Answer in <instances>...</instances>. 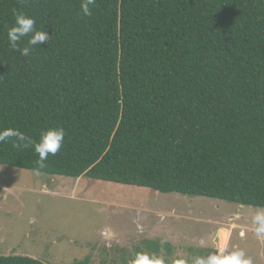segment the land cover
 I'll return each instance as SVG.
<instances>
[{"label": "trees", "instance_id": "1", "mask_svg": "<svg viewBox=\"0 0 264 264\" xmlns=\"http://www.w3.org/2000/svg\"><path fill=\"white\" fill-rule=\"evenodd\" d=\"M80 5L0 0V128L38 139L62 126L50 176L264 208V0H97L91 16ZM13 10L52 35L28 57L7 39ZM37 159L0 144L2 165Z\"/></svg>", "mask_w": 264, "mask_h": 264}, {"label": "rangeland", "instance_id": "2", "mask_svg": "<svg viewBox=\"0 0 264 264\" xmlns=\"http://www.w3.org/2000/svg\"><path fill=\"white\" fill-rule=\"evenodd\" d=\"M257 210L86 176H36L34 170L0 164V256L48 264H129L134 252L145 251L164 264L181 258L190 264L214 249L217 228L239 212L234 223L249 231L242 238L234 228L230 248L264 264V240L251 230Z\"/></svg>", "mask_w": 264, "mask_h": 264}, {"label": "clouds", "instance_id": "3", "mask_svg": "<svg viewBox=\"0 0 264 264\" xmlns=\"http://www.w3.org/2000/svg\"><path fill=\"white\" fill-rule=\"evenodd\" d=\"M97 0H81V12L83 16H91L92 8ZM14 24L7 30V39L11 49L19 52L24 57L30 56L32 50L43 43H48L52 35L46 29L37 28L34 17L21 10H13ZM27 38V45L21 47ZM66 132L62 126H53L41 129L38 139L26 135L18 128H0V144L11 141L12 147L20 150L25 148L34 149L38 159L35 161L37 167L34 169L36 176L41 175V169L46 167L49 156H55L60 152ZM47 189H45L46 191ZM240 213L237 212L229 218L227 226L217 228L214 239V249L206 255L193 258L190 264H254L251 256L243 249L230 248L229 241L232 230L239 227L240 236L243 238L249 228L247 225H237L234 221L239 220ZM254 235L257 239L264 240V208H258L251 220ZM167 240H161V245ZM110 247V244L108 245ZM129 264H164L161 258L155 254L145 251H136L132 254ZM174 264H189L186 259H177Z\"/></svg>", "mask_w": 264, "mask_h": 264}]
</instances>
